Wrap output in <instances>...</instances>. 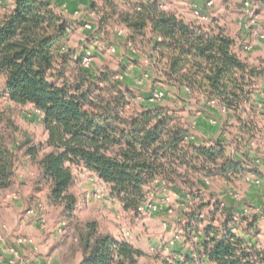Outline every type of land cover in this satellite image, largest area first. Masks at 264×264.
<instances>
[{
    "label": "clouds",
    "instance_id": "9594fccd",
    "mask_svg": "<svg viewBox=\"0 0 264 264\" xmlns=\"http://www.w3.org/2000/svg\"><path fill=\"white\" fill-rule=\"evenodd\" d=\"M0 264H264V0H0Z\"/></svg>",
    "mask_w": 264,
    "mask_h": 264
}]
</instances>
